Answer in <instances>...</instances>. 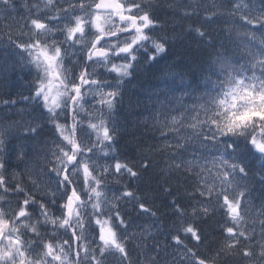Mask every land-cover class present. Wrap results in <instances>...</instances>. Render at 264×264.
<instances>
[{"label": "snow or ice", "instance_id": "obj_1", "mask_svg": "<svg viewBox=\"0 0 264 264\" xmlns=\"http://www.w3.org/2000/svg\"><path fill=\"white\" fill-rule=\"evenodd\" d=\"M227 4L225 14L240 21L227 25L229 36L243 26L251 34L264 29V0ZM20 7L25 15L17 19L15 0H0L3 55L17 62L8 66L27 89L18 96L24 104L16 118H0V264H264V199L259 205L253 200V174L239 158L242 139L264 168V44L255 54L261 68L254 71L251 59L236 62L222 43L213 45L207 31L190 27L215 55L202 87L160 98L142 117L159 138L145 147L136 168L116 150L113 119L139 58L136 50L151 49L150 60L165 51L150 34L157 25L150 7L123 0H46L43 15L39 3L22 0ZM109 19L127 27L110 31ZM217 63L235 70L216 71ZM29 71L32 78L25 75ZM169 75L185 81L179 73ZM225 77H231L229 87ZM63 96L69 99L62 104ZM45 125L55 140L39 138ZM17 136L22 139L11 145ZM153 153L163 154V191L171 194L174 213L167 237L172 243L163 248L152 232L160 225H133L130 215L158 219L139 187ZM13 159L23 163L22 171L9 163ZM254 175L264 183V171ZM208 220L218 221L219 235L201 255L189 242L209 243L197 226ZM257 225L260 239L253 244Z\"/></svg>", "mask_w": 264, "mask_h": 264}, {"label": "trees", "instance_id": "obj_2", "mask_svg": "<svg viewBox=\"0 0 264 264\" xmlns=\"http://www.w3.org/2000/svg\"><path fill=\"white\" fill-rule=\"evenodd\" d=\"M184 2L185 0H172L174 8L183 7ZM163 19L170 22L175 21L174 16L170 17L168 15H164ZM206 26L208 28L209 36L214 40H219L223 35V33L220 32L219 27L216 25L208 24ZM166 38L174 39L176 43L173 45L171 50L165 54L163 59L158 57L154 61V64L149 63L147 67H144L138 71L135 81L130 84L125 94V104L119 117L120 126L124 129V132L118 141L117 151L122 160L127 161L130 165H133L136 168H139L140 162L144 157L143 150L145 147L153 143V138L149 134H146L134 119L137 114L142 113L144 114L143 117H145L151 113V111L147 112V109L145 108V103H147V101L145 100L143 94L157 92L164 79H168L170 85L166 87V90L163 92H166L167 95H171L176 92L179 94L180 90L177 89V84L181 83L180 79L178 76H170L169 74L179 73L185 77V80L187 79V75H192L193 79H195V74L203 67L205 57L208 52V45L206 42L199 39L197 36H195V34L188 36L185 35L182 30H177L170 27L166 34ZM2 43L3 42H0V49L3 47ZM184 69H187L188 71L185 72ZM5 73L6 72L3 71V68L0 65V79L6 85V80L4 77ZM15 87L16 92L13 94H17V96L14 97L12 94L0 93V100H3L8 96H13V99H17L18 101L16 105L22 107L24 102L19 100L18 96L21 91L26 93L27 89H24L19 83L16 84ZM173 89H177V91H171ZM3 106L4 105L0 103V107ZM16 110L17 108H15L14 112H17ZM0 113L2 114V112ZM17 115V113H12L10 116L14 119ZM49 129L50 126L48 125H45L43 128H41L39 130V138H45L49 134ZM157 137H159V133H157ZM19 139V136L15 137L11 142V145H14ZM242 159L246 161L250 173L253 174L249 177V182L250 184L254 185L252 190V198L258 205L261 203V200L264 199V183L258 181L254 174L257 171H264V168H262L261 164L256 160V158L247 151L243 152ZM152 161L154 164L152 170L149 168V170L142 172L140 179V181H142L141 189L144 190V194L148 197L150 204L161 211L160 215L162 214L166 225L170 226L172 225V221L174 219V213L171 210V205L168 203L169 196L171 194L165 193L163 191V185L167 183V181L161 178L160 169L162 167V162L156 159ZM9 163L15 167L17 171L23 170V163L14 159L10 160ZM175 191L176 189H174V192ZM199 226L203 229V232L206 236V241L209 242L204 244L202 249L203 255L204 249L206 247L211 249V247L214 246L212 238L218 237L219 235L218 221H203Z\"/></svg>", "mask_w": 264, "mask_h": 264}, {"label": "clouds", "instance_id": "obj_3", "mask_svg": "<svg viewBox=\"0 0 264 264\" xmlns=\"http://www.w3.org/2000/svg\"><path fill=\"white\" fill-rule=\"evenodd\" d=\"M123 2L126 5L139 2L141 4H145L150 7L149 14L152 17V19L157 22V25L154 28L150 29V34L154 39L159 40L165 47V51L158 54L156 59L158 57L163 59L165 54L168 53L173 47V45L176 43L174 39L166 38V34L170 27L175 28L177 30H182L185 35L192 36L193 34H195V36H197L195 32L190 31V27L200 26L201 30L207 31L208 33V28L206 25L213 24L219 27L220 32L223 33V35L220 37L219 40H214L211 37L213 41V45H219L222 43L223 46L227 49L228 53L232 54L234 56V60L238 63H244L245 61L251 59L252 60L251 68L254 71L259 70L261 68V64L257 62V57L255 54H256V50L259 49L262 44H264V29H257L255 34H251L249 30L247 29V26H243L239 29V31L233 30V35L229 36L228 32L226 31L227 25L230 23L240 24V21L236 19L235 17H229L225 14V9L228 6L227 0H225V3L221 4L219 7L217 5H210L208 7H202L199 0H191L190 3L187 2V0H185L184 6L180 8H174L172 0H123ZM164 15H168L170 17L174 16L175 21L170 22L168 20L163 19ZM205 15L214 16L215 19L205 20L204 19ZM124 27H127V24H125L124 26H121L118 20H113V19L108 20L107 28L110 31L120 32L124 30ZM132 38H133L132 36H129L126 38V40H130ZM41 39H44V37H41ZM115 43L122 44V43H125V40H118ZM150 51L152 50L151 49H149V51H144L142 49L136 50V54L139 58L132 65L130 69V75L124 82L122 86L121 95L117 100L115 115L113 119V127L115 129L114 144H115L116 150H118V141L120 140L121 135L124 132V129L120 126L119 117L121 114V109L124 107V104H125V94L128 90L129 85L135 81L138 71L144 67H147V65L151 61L156 60V59L155 60L149 59ZM248 52H251L252 56L247 55ZM214 55H215V52L212 50V46L208 45V52L205 57L203 67L195 74V79H193L192 75H187V79L184 81V83L177 84V89L181 90L182 88H185V87L199 89L200 87H202V85L200 84L201 78L209 70L210 61ZM123 59L127 60L128 58L123 57ZM221 68H227L232 71L235 70L233 64L217 63L215 65L216 71H219ZM184 71L187 72L188 70L184 69ZM26 75H28L29 78H32L34 74L31 71H29L26 73ZM223 84L225 85V87H229L231 85V77H225L223 80ZM177 89H173L171 91L175 92L177 91ZM165 95L160 96L159 99L165 97ZM68 99H69L68 96H63L61 98V103L62 104L66 103ZM89 101L91 102V98H89ZM155 107H156V104L154 102V108ZM36 111L40 112L41 109L37 108ZM42 111L47 112V108L42 109ZM143 116L144 114L140 113V114H137L134 117V119L136 123L139 125V127H141L142 130L146 134H149L153 138V143H155L157 142L159 138L157 137V133L159 132L156 129H152L146 125L141 124L140 121ZM83 122L84 121L82 120L81 123ZM19 138L22 139V137H19ZM55 139L56 137H55L54 131L50 127L49 134L41 140L42 141H52ZM244 151H247L248 153H250L253 157L256 158L258 162L260 161L259 154L254 149H252L250 145L245 144L243 140L241 139L240 148H239V158L247 166L246 161L242 159V155ZM151 158L152 160L156 159L162 162L163 154L153 153ZM141 172H143L142 169H141ZM197 226L199 227V223Z\"/></svg>", "mask_w": 264, "mask_h": 264}]
</instances>
